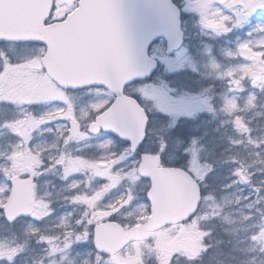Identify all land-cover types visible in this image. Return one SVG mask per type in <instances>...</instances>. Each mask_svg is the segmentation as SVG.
Returning a JSON list of instances; mask_svg holds the SVG:
<instances>
[{
  "label": "snow or ice",
  "instance_id": "6c2138e0",
  "mask_svg": "<svg viewBox=\"0 0 264 264\" xmlns=\"http://www.w3.org/2000/svg\"><path fill=\"white\" fill-rule=\"evenodd\" d=\"M194 4L201 16L202 26L216 33L231 31L244 23L254 10L264 8V0H194ZM76 6H79L78 0ZM58 7L59 5L53 0L51 8L45 15L44 8L38 0H0V28L13 26L20 10L31 8L35 13L33 24L38 30L36 35L30 36L9 35L0 31V74L7 75L9 65H22L35 60L42 62L51 51L52 62L41 63L38 71L50 81L47 85L49 89L52 85H55V89H59L58 92L53 89L51 94H41V90L37 89L33 95L32 89L23 83L10 84L6 80L0 81V87L11 89L14 93L13 98H0V130H6L10 137L6 149L0 150V264L5 261L7 264H13L17 257L29 251L33 240L43 245L41 264H54L58 260L61 264H77L76 257L81 255L75 252L74 246L77 244L91 245L90 250L84 253L87 257L84 264H89V261L91 264H117L113 252L98 246L97 227L99 224L109 222L120 223L122 227H132L135 221L127 218L129 211H134L137 216L144 211L148 215L152 214L153 201L150 193L154 184L153 176L133 171L140 168L147 156L158 155L163 167L179 169L196 180L201 199L195 211L182 221L185 224L191 223L204 213L206 202L212 200L210 194L220 187L218 164L230 162L236 165L232 173L235 181L233 185L225 187L234 186L235 183H251V178L255 175L254 167L258 166L264 172V139L253 135L254 129L246 115L257 108V96L250 95L243 104L239 99V93L245 89V82L264 92V77L249 72V67H246L264 63V56L257 59L252 53L244 51L246 48H251L253 52L264 53V26L256 30L261 34V38L251 39L239 45L235 55L237 58L245 59L247 63L222 72H219L220 65L215 63L212 65V68L219 72L220 77L228 81L233 93L231 97L225 98L222 111L229 115L226 123L232 124L236 137L230 138L232 150L226 152L227 156L224 153L222 159L210 160L203 157L202 153L206 149L199 144L191 147L190 153L186 154L185 146L177 148L169 134L161 132L159 137L154 134L151 131L154 125L150 122L147 109L124 94L123 89L132 76V68L131 52L124 35L119 0H112L111 12L121 51L126 60V71L121 82L115 85L101 81L81 84L62 83L71 76V72L59 64L55 56L62 39V30L58 26L67 21L69 13L57 15ZM225 17L226 27H216L210 23ZM41 23L43 28H40ZM232 55L233 53H229V56ZM233 72L235 76L232 75ZM241 76L244 77L243 80H240ZM93 90L99 94L100 99L91 98L90 92ZM42 101L58 102L59 106H53L40 115L34 114L29 106ZM81 105L85 106L81 107ZM98 105L102 106L97 107ZM237 105L239 108H236ZM13 109L18 111L13 114ZM73 115L76 117L75 121L72 119ZM238 116L240 119H237ZM23 121L31 123L30 130L16 127ZM54 122H59L55 129L59 137L58 141L34 144V136L46 124ZM141 124L142 135H140ZM47 130L53 131L52 128ZM111 130L129 138L128 147L122 152H117L113 150V140H103L99 143L102 155L94 159L90 158L85 152V148L90 146L89 138L100 139L104 133ZM244 147L254 150L252 158L246 156L243 159L238 156L233 158V149ZM25 149L38 154L40 162L36 171L39 175L25 172L21 178L32 179L40 188L42 182L49 183V189L41 194V198L47 199L49 203L43 211L34 209L12 215L7 207L15 188V180L11 172L12 155ZM64 156H80L90 162L114 160L116 163L108 172L101 169L97 173L93 166L66 172L65 165L58 162ZM172 156L178 158L174 163L169 162ZM194 167L199 170L203 179L193 171ZM113 174L119 175V182L114 187L106 188L105 186L113 183ZM50 175H54L66 185L60 199L71 205L73 209L55 221L51 219L56 209L52 191L54 186L49 181ZM117 189L120 190V194L111 195ZM261 191H264V187ZM124 199H128V203L118 211L114 210L117 201ZM261 204L264 205V201H261ZM215 207L213 201V210ZM96 213L111 214L96 219L94 218ZM215 218L217 216L212 215L204 222L207 226L203 230L207 231L209 236L212 234L209 222ZM242 218L247 222L252 217L244 215ZM52 234L63 236L71 243H66L63 248L53 246ZM250 239L253 244L258 245L257 250L260 255L264 256V225H261ZM207 250L205 247L195 258L181 252L174 253L169 264H194ZM123 251L124 249H121V252ZM143 260L144 264H160L157 255L151 250L145 251Z\"/></svg>",
  "mask_w": 264,
  "mask_h": 264
},
{
  "label": "rangeland",
  "instance_id": "374dc122",
  "mask_svg": "<svg viewBox=\"0 0 264 264\" xmlns=\"http://www.w3.org/2000/svg\"><path fill=\"white\" fill-rule=\"evenodd\" d=\"M187 8H196L194 0H189ZM188 1V2H189ZM59 11L63 12L67 7L59 5ZM188 30H190V40L183 47L176 51L175 54L166 53L165 43L160 42L152 47V54L160 61L159 70L149 80L135 84L131 87L130 92L134 94L142 104L147 108L150 114V122L154 125L151 131L158 137L161 132H165L174 140L177 148L185 146L186 154L190 153V148L195 144H199L206 151L202 153L203 157L210 160L222 159L228 154L227 151L232 150L230 138L236 137V132L229 120V115L222 111L226 97L233 95L226 79L221 78L219 72L227 71L229 68L241 66L247 61L243 58H237L236 53L241 43L248 42L251 39L261 38V34L257 33V28L264 26V14H260L257 9L254 10L248 19L241 25L234 27L227 33H216L204 28L201 24V16H186ZM227 18H221L219 21H210L216 27H226L224 21ZM244 51L252 53L257 59L264 56V53L253 52L251 48ZM229 53H233L229 56ZM31 62V64H30ZM39 60L28 61L23 66L9 65L8 70L14 73L20 69L28 72L26 79H12L10 84H25L32 89L34 95L36 90H41V94H51L55 89L52 85L51 89L47 87L50 83L46 76L36 74V67ZM213 63L220 65L219 72L212 68ZM249 67V72L253 70L260 71L264 77V63H258L256 66ZM248 73H245L247 75ZM233 76L236 74L233 72ZM1 78V74H0ZM243 76L240 80H243ZM250 95L257 96V108L249 111L246 115L251 126L254 129L253 135L256 138L264 139V92L254 88L250 83L245 82V89L239 93L240 103H246ZM14 93L11 89L0 91V98H13ZM92 99H100L98 93L94 90L90 92ZM28 98V97H24ZM53 106H59L58 102L42 101L30 105V110L40 115ZM85 105H81L84 107ZM102 105H98L100 107ZM239 108V105L236 106ZM18 111L13 109V114ZM74 116V115H73ZM237 119H240L238 116ZM220 126L222 130L218 134H212L206 129L208 123ZM59 122L46 124L40 132L34 136L33 143H54L59 137L55 130ZM158 125L159 127H156ZM31 123L29 121L19 122L16 127L19 129L30 130ZM247 125H245L246 127ZM52 128L53 131H48ZM181 134V136H177ZM186 135V138H185ZM191 136V138H189ZM111 139L114 141L113 150L117 152L124 151L127 146L109 135H102L100 139L96 137L89 138V147L85 148V152L90 158H97L102 155L99 149V143L103 140ZM10 137L6 130H0V150L6 149ZM254 150L250 147L233 149L234 156L241 159L244 156L252 158ZM13 174L23 175L25 172H31L33 175H39L36 169L39 167V156L25 149L24 151L14 152L12 155ZM178 159L175 156L169 158L170 163ZM59 163L65 165V171L80 170L84 167L93 166L97 173L101 169L105 172L110 171L111 166L116 163L114 160L90 162L84 160L80 156H64ZM236 165L230 162H224L217 165L220 187L210 196L212 200L207 201L206 214L202 215L200 221L188 226L167 227L159 233H153L151 237L144 241L131 242L124 248L121 254L123 258L138 257L144 255L146 250L154 253H160L162 262L160 264L169 263V253L179 250L190 257H197L201 251L207 247V251L202 257L195 261L194 264H264V256L258 252V245L253 244L250 237L261 225H264V172L260 168L254 167L255 175L251 178V183H235V177L232 175ZM134 172L137 169L133 170ZM197 175L202 179L203 176L195 167ZM119 175L113 174V183L105 186L114 187L119 182ZM51 185L54 186V206L56 211L51 218L55 221L62 218L67 212L72 211V206L60 199L66 187L54 175L49 176ZM49 189V183L42 182L41 188L35 186V209L44 210L49 201L41 198V194ZM120 194V190H114L111 195ZM213 201L216 205L213 210ZM128 199L117 201L114 210L118 211L122 208ZM249 205L252 207L250 208ZM111 213H96L97 219ZM144 211L140 215H136L134 211H129L127 218L134 220L135 223L140 222L147 216ZM217 218L209 222L212 234L203 229L207 226L206 221L212 216ZM251 215V219L244 222L243 216ZM203 223L200 224V222ZM128 227V226H126ZM80 238V237H77ZM86 238V236H85ZM51 242L53 246L63 248L66 243H71L65 237L52 234ZM91 245L77 244L74 246L75 252L81 255L77 258V264H84L87 257L84 255L90 250ZM43 245L37 244L33 240L30 244L29 251L24 252L17 257L13 264H41ZM212 252V253H211ZM7 264V262H2ZM54 264H61V261H55ZM89 264L91 262L89 261Z\"/></svg>",
  "mask_w": 264,
  "mask_h": 264
},
{
  "label": "water",
  "instance_id": "95a60500",
  "mask_svg": "<svg viewBox=\"0 0 264 264\" xmlns=\"http://www.w3.org/2000/svg\"><path fill=\"white\" fill-rule=\"evenodd\" d=\"M38 3L47 15L52 0H38ZM111 3L112 0H80L79 6L69 13L67 21L58 26L62 30V39L55 59L71 72V76L62 83L81 84L101 81L115 85L123 79L126 60L117 37ZM119 3L124 35L131 52L132 76L129 83L134 79L149 76L154 70L156 61L148 54V46L155 38L163 36L167 39L169 53L179 45L180 21L178 12L170 0H119ZM34 14L31 8L22 9L16 15L13 26L0 28V31L16 36L36 35L38 30L33 24ZM40 28H43L42 23ZM52 60L53 53L49 51L43 63L50 64ZM253 74L261 77L259 71H253ZM111 131L116 133L115 130ZM142 134L141 124L140 135ZM138 171L153 176L154 184L150 193L153 201L152 214L145 222L136 224L127 231L115 223L99 224L97 244L102 249L114 253L132 240L146 239L150 231L161 228L169 222L185 219L197 207L198 185L188 173L161 166L158 155L147 156ZM183 177L185 183L179 181ZM13 179L15 188L7 204L10 214L17 215L32 211L33 180H25L18 175H14ZM181 183L184 193L179 196L175 192L179 190ZM132 262L133 260L125 264Z\"/></svg>",
  "mask_w": 264,
  "mask_h": 264
},
{
  "label": "flooded vegetation",
  "instance_id": "af4514ba",
  "mask_svg": "<svg viewBox=\"0 0 264 264\" xmlns=\"http://www.w3.org/2000/svg\"><path fill=\"white\" fill-rule=\"evenodd\" d=\"M70 1V2H69ZM79 1V0H78ZM172 3H173V5L179 10V17H180V20H181V30H182V45H181V47H183L186 43H188V40H190V38H191V36H190V30H188V28H187V24H185L186 23V21H187V19L185 18L186 16H191V15H197L198 14V10H197V8H187V5H189V3H190V1L189 0H170ZM189 1V2H188ZM55 2L58 4V5H60L61 7H67V9H65L63 12H61V11H59L60 9H58L57 10V15H64L65 13H69V12H71L74 8H76V3H77V0H55ZM257 11L260 13V14H264V8H258L257 9ZM160 42H164L165 44H166V41H165V39L164 38H158L156 41H155V43L153 44V46L155 45V44H157V43H160ZM180 47V48H181ZM179 48V49H180ZM178 49V50H179ZM176 53V51L173 53V54H175ZM172 54V55H173ZM157 58V57H156ZM158 59V58H157ZM41 61H39V64L37 63V65H34V67H36V74H38L39 76H43V75H41V74H39V68H40V65H41ZM30 64H31V62H30ZM159 65H160V61H159V59H158V66H157V68H156V70H155V72H154V75H156L157 74V72H158V70H159ZM20 66H23V65H18V67H20ZM28 72H30V71H27V72H25L24 71V69H20V70H18V72H16V73H14L13 74V72L11 71V68L8 70V74L7 75H5V74H1V78H0V81H7V82H11V80L12 79H16V81L17 80H22V79H26V75L28 74ZM136 84V82L134 81V82H132V83H130L129 85H127L126 87H125V91L128 93H131L130 92V89H131V87H133L134 85ZM5 89L4 88H2V87H0V91H4ZM132 94V93H131ZM72 119H76V117L75 116H72ZM213 121H210L209 123H208V125H207V127H206V129H208L212 134L214 133V134H219L221 131L220 130H222V128H220V126H216V124H214V123H212ZM104 135H109V136H111V137H114L115 139H117L118 141H120V142H122V143H124L127 147H128V145H129V142L127 141V140H125V139H122V138H120V137H118V136H116V135H113L112 133H110V132H106V133H104ZM177 136H181V134H178ZM181 137H183V136H181ZM185 138H186V135H185ZM189 138H191V136L189 137ZM187 139V138H186ZM203 179V178H202ZM195 180V179H194ZM180 182H182V183H185V178L183 177V178H180V180H179ZM195 182H196V180H195ZM182 183L180 184L181 185V187L179 188V190H177L176 192H175V194L176 195H179V196H181V195H183V193H184V189H183V191H182V188H183V186H182ZM197 183V182H196ZM198 185V184H197ZM35 186H36V183H35ZM198 189H199V186H198ZM199 201H200V199H201V196H200V191H199ZM35 203H36V200H35V193H34V208H33V210L35 209ZM57 202L55 203V205L54 206H57ZM206 204H207V202H206ZM205 204V209H204V215L206 214V211H207V205ZM202 214V215H203ZM110 215V214H109ZM202 215H200V216H198L195 220H193L191 223H189V224H185V223H182V221L181 222H178V223H174V224H170V226H165V227H163V228H161V229H159V230H157V231H155V232H152L151 233V235H153V233H159V232H161V231H163L164 230V228H167V227H173V228H175V227H177V228H179V227H182V225L183 226H188V225H191V224H193L194 222L197 224L199 221H200V219H201V217H202ZM148 217V215L147 216H145V218L144 219H146ZM94 218H96L97 219V216L95 217L94 216ZM101 218V217H100ZM144 219H142V220H144ZM141 220V221H142ZM201 223H203V221H201L200 222V224ZM85 236H86V234H85ZM177 252H180L179 250H174V251H172L171 253H169V259H168V261H170L171 259H172V256H173V254L174 253H177ZM212 253V252H211ZM121 254H122V252L120 251V252H118V253H116L114 256H116L117 258H118V260H121V261H126V260H129V259H135V260H138L135 264H144V260H143V256L144 255H140V256H138V257H130V258H123V257H121ZM156 255H157V257H158V259H159V261H160V263L162 262V260L163 259H161V254L158 252V253H155ZM2 264H4V263H2ZM167 264H169V263H167Z\"/></svg>",
  "mask_w": 264,
  "mask_h": 264
}]
</instances>
